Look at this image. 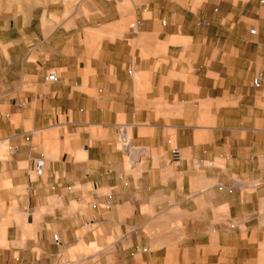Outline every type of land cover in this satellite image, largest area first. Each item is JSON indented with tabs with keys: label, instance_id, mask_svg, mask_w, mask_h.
<instances>
[{
	"label": "crops",
	"instance_id": "obj_1",
	"mask_svg": "<svg viewBox=\"0 0 264 264\" xmlns=\"http://www.w3.org/2000/svg\"><path fill=\"white\" fill-rule=\"evenodd\" d=\"M194 1L89 0L67 19L49 13L68 21L54 28L39 15L17 74L36 78L30 114L49 137L7 132L0 264H264V125L236 119L251 95L248 32L234 49ZM122 125L138 156L121 151ZM39 158L56 204L41 203Z\"/></svg>",
	"mask_w": 264,
	"mask_h": 264
},
{
	"label": "rangeland",
	"instance_id": "obj_2",
	"mask_svg": "<svg viewBox=\"0 0 264 264\" xmlns=\"http://www.w3.org/2000/svg\"><path fill=\"white\" fill-rule=\"evenodd\" d=\"M88 1L0 0V159L10 157L6 137L8 130L15 132L16 129L25 125L27 132L36 131V136L32 140L35 146L42 145L38 141L40 137H49L48 132L44 131L48 123L38 121V116L33 117L30 114L31 111L42 107L41 102L34 99L37 88L36 78L30 74L22 80L18 78L17 74V62L18 60L22 62L24 53L26 64L27 60L29 61L28 54L34 43L33 32L38 27L39 15L44 12V17H51V19L43 21L45 27H62L68 22L66 19L73 13L83 11ZM208 1L211 2V5L204 6L203 3ZM193 3L196 8L200 7L202 9V21H211L214 18L217 26L221 24L222 27L230 30L232 35L223 37V40L224 38L227 40L231 38L234 49L241 44L240 30L243 29L248 32V80L251 85V95L249 99L242 101V114L236 119L237 123L239 125L242 123L243 126L264 125V82L259 88L253 86L255 75L258 73L264 74V6L260 5L259 0H195ZM242 4H245L243 12L241 9ZM215 9L218 10L217 13H214ZM54 12H65L64 18L66 19H53L55 16L49 13ZM254 29L257 30V36H252L250 33ZM233 55L235 56L237 53L234 51ZM20 105H24L23 110H20ZM34 118H36V124L41 126L40 129L37 128L36 124V126L33 125L32 119ZM128 134L132 140L131 130L128 131ZM45 144H47L46 141L43 142V145ZM118 144L120 147L119 140ZM73 147H76V144ZM136 150L139 152L138 149ZM43 152L47 157V151L44 150ZM125 156L129 158L126 154ZM48 177L47 174L43 180L44 184L39 183V186L42 190L41 203L51 205L60 201H56L55 197L50 195ZM32 178L35 179L34 176ZM9 187H11V183ZM79 190L80 187H77L76 191ZM25 198H28L27 194ZM81 199H87V196H83V198L82 196H74L73 203H79ZM10 204H16L12 197H10ZM54 213L52 210H42L35 214L38 217L40 215L53 216ZM32 214L28 211L25 212L26 222L28 220L32 221ZM100 214L102 213H97L96 217ZM108 215L106 214L105 217ZM90 220H92V216ZM90 248L96 252L101 250V247L96 244L90 245Z\"/></svg>",
	"mask_w": 264,
	"mask_h": 264
},
{
	"label": "built area",
	"instance_id": "obj_3",
	"mask_svg": "<svg viewBox=\"0 0 264 264\" xmlns=\"http://www.w3.org/2000/svg\"><path fill=\"white\" fill-rule=\"evenodd\" d=\"M260 2V5L261 6H264V0H259ZM163 25H166V23L164 22ZM130 28L132 30H135L138 28V24L136 23H133L130 25ZM251 35L252 36H257L258 33H257V30H252L251 32ZM130 75H132V72H130ZM47 81L48 83L50 84H54L58 81V76L56 73L52 72L48 75L47 77ZM264 81V74L263 73H259L254 79H253V86L255 88H259L261 87L262 83ZM128 130H127V127L125 125H122L119 127V131H118V140H119V143H120V148H121V151L123 153H125L129 158L133 157L130 155L131 151H136V148H134L132 146V143H131V139L129 138L128 136ZM12 153V152H10ZM171 156H172V161L175 162V163H178L182 160V152L180 149H173L172 150V153H171ZM35 175L39 178H42L45 176L46 174V171H47V163L45 161V159L43 158H39L35 161ZM54 240L56 243H59V237L57 235L54 236Z\"/></svg>",
	"mask_w": 264,
	"mask_h": 264
},
{
	"label": "bare ground",
	"instance_id": "obj_4",
	"mask_svg": "<svg viewBox=\"0 0 264 264\" xmlns=\"http://www.w3.org/2000/svg\"><path fill=\"white\" fill-rule=\"evenodd\" d=\"M130 155L131 156H138L139 154H138V152H136V151L133 150V151H131Z\"/></svg>",
	"mask_w": 264,
	"mask_h": 264
}]
</instances>
